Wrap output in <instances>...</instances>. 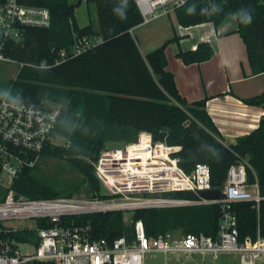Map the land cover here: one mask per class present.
Segmentation results:
<instances>
[{
	"label": "trees",
	"instance_id": "16d2710c",
	"mask_svg": "<svg viewBox=\"0 0 264 264\" xmlns=\"http://www.w3.org/2000/svg\"><path fill=\"white\" fill-rule=\"evenodd\" d=\"M19 1L48 8L52 24L49 28L26 27L19 41H5L3 53L21 68L16 79L0 83V100L8 93L20 102L48 100L60 105L54 132L64 143H47L41 157L63 159L76 167L92 189L90 199L107 198L94 169L102 150L110 142H134L142 132L150 133L154 142L181 147L175 155L187 172L197 163L208 164L213 189L222 190L229 168L247 157L249 181H255V172L264 197V115L254 131L234 144H225L207 111L208 98L188 102L167 68L166 49L180 37L175 35L142 55L131 33L144 22L136 0H85L96 6L97 30L92 24L79 27L73 0ZM174 10L183 27L205 22L218 27L229 15H236V32L245 43L251 75L264 73V0H186ZM244 12L251 16L248 23L242 19ZM83 36L101 37L102 41L56 65L57 52ZM213 54L210 42L204 41L195 49L180 50L177 56L190 65L208 61ZM243 101L264 107V92ZM35 169L36 165L23 167L14 184L17 194L31 199L61 198L63 194L36 176ZM173 195L183 197L184 193ZM233 211L240 241L259 233L264 236V199L259 208L254 202L235 203ZM124 214L115 210L70 219L91 225L96 238L114 241L126 237L132 242L138 220L143 221L150 238L167 232L216 237L222 211L217 204L141 208L132 212L131 225L126 224Z\"/></svg>",
	"mask_w": 264,
	"mask_h": 264
},
{
	"label": "built area",
	"instance_id": "2783aa9c",
	"mask_svg": "<svg viewBox=\"0 0 264 264\" xmlns=\"http://www.w3.org/2000/svg\"><path fill=\"white\" fill-rule=\"evenodd\" d=\"M144 22L159 16L166 5L181 6L186 0H136ZM48 8L0 0V60L15 62L3 53L6 40L19 41L26 27L49 28ZM101 37L83 36L69 48L57 52L55 64L72 59L95 47ZM44 65V64H43ZM45 66V65H44ZM60 105L52 101L20 102L9 94L0 100V264H146L148 254L181 256L184 262L205 264L206 257L218 259L224 253H237L240 264L264 262V236L239 240L237 215L233 205L264 199L255 174L250 182L248 158L232 165L220 196L216 199H189L177 192L212 190L211 168L197 163L191 172L180 166L175 154L181 149L154 142L142 132L134 142L119 147L106 146L94 162L105 199H31L18 195L14 184L23 167L33 168L49 142L58 143L55 126ZM217 204L222 214L216 237L174 232L150 238L142 220L135 222V239L110 241L96 238L92 226L77 224L71 217L107 211L166 208ZM196 256L201 257L196 262ZM165 264H175L166 260Z\"/></svg>",
	"mask_w": 264,
	"mask_h": 264
},
{
	"label": "crops",
	"instance_id": "0c3cea01",
	"mask_svg": "<svg viewBox=\"0 0 264 264\" xmlns=\"http://www.w3.org/2000/svg\"><path fill=\"white\" fill-rule=\"evenodd\" d=\"M82 6L87 11L85 25L80 23L78 13ZM174 9L173 5L160 7L157 18L134 27L131 33L144 57L175 35L180 37L179 42L170 43L166 49L167 68L174 73L180 94L188 102L208 98L207 111L221 132L224 143L234 144L240 136L254 131L264 115V107L248 105L243 101L264 92V73L251 75L245 43L236 32V15H229L218 27L212 22L183 27ZM75 16L79 27L92 24L97 30V9L93 19L90 5L85 0L80 6L76 5ZM204 41L210 42L214 50L210 60L186 65L177 56L180 50L195 49ZM197 257L196 262H200L201 257ZM181 258L177 255L164 257V264L167 259L175 264L184 262ZM185 264L195 263L189 261Z\"/></svg>",
	"mask_w": 264,
	"mask_h": 264
},
{
	"label": "rangeland",
	"instance_id": "374dc122",
	"mask_svg": "<svg viewBox=\"0 0 264 264\" xmlns=\"http://www.w3.org/2000/svg\"><path fill=\"white\" fill-rule=\"evenodd\" d=\"M80 0H73L76 5ZM80 6V5H79ZM83 7V6H82ZM79 13L80 23L85 25L88 19L86 14V7H83ZM96 6L90 4V14L93 19L96 18ZM82 11V12H81ZM21 66L16 62H7L0 60V83L8 84L10 81L17 78ZM5 93L4 95H6ZM3 95V96H4ZM47 101V100H46ZM58 143L63 144L64 139L58 136ZM125 142H110L107 144L110 148L119 147ZM35 175L41 180L51 184L63 194L60 197L73 198V199H90L92 198V189L87 181H85L82 173L72 164L63 159L53 157H40L36 163ZM71 196H67L71 193ZM125 222L128 225L132 224V213L126 211L124 214ZM181 235L177 232H174ZM197 257V256H196ZM200 259V256L197 257ZM206 264H240L239 255L237 253H224L218 259H213L210 256L206 257ZM184 260V257L181 258ZM146 264H164L163 254H148L146 256Z\"/></svg>",
	"mask_w": 264,
	"mask_h": 264
},
{
	"label": "water",
	"instance_id": "95a60500",
	"mask_svg": "<svg viewBox=\"0 0 264 264\" xmlns=\"http://www.w3.org/2000/svg\"><path fill=\"white\" fill-rule=\"evenodd\" d=\"M83 0H80L79 4H77V6H79L81 4ZM221 191L218 189H212V190H204V191H200L198 194H195L192 191H186L184 193V196L186 198L189 199H196L198 197H203V198H207V199H216L220 196Z\"/></svg>",
	"mask_w": 264,
	"mask_h": 264
},
{
	"label": "clouds",
	"instance_id": "9594fccd",
	"mask_svg": "<svg viewBox=\"0 0 264 264\" xmlns=\"http://www.w3.org/2000/svg\"><path fill=\"white\" fill-rule=\"evenodd\" d=\"M242 19H243V21H244L245 23H248V22L251 21V16H250L247 12H244V13L242 14Z\"/></svg>",
	"mask_w": 264,
	"mask_h": 264
}]
</instances>
